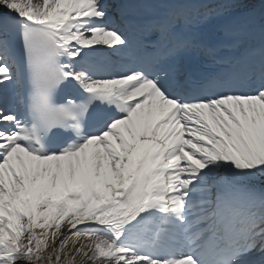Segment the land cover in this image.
I'll use <instances>...</instances> for the list:
<instances>
[{
    "label": "snow or ice",
    "instance_id": "snow-or-ice-1",
    "mask_svg": "<svg viewBox=\"0 0 264 264\" xmlns=\"http://www.w3.org/2000/svg\"><path fill=\"white\" fill-rule=\"evenodd\" d=\"M0 264H264V0H0Z\"/></svg>",
    "mask_w": 264,
    "mask_h": 264
}]
</instances>
